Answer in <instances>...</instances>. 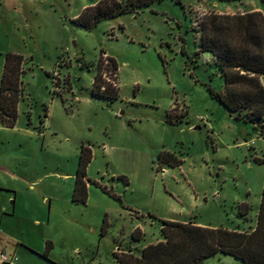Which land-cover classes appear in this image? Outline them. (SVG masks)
Instances as JSON below:
<instances>
[{
    "label": "rangeland",
    "instance_id": "374dc122",
    "mask_svg": "<svg viewBox=\"0 0 264 264\" xmlns=\"http://www.w3.org/2000/svg\"><path fill=\"white\" fill-rule=\"evenodd\" d=\"M101 1L0 0V92L7 56L23 57L17 119H0V247L18 264H120L118 253L163 241V221L254 231L264 129L211 96L225 77L201 29L208 14L264 4L153 0L76 22ZM102 55L118 65L116 100L93 95ZM83 148L86 201L75 193Z\"/></svg>",
    "mask_w": 264,
    "mask_h": 264
},
{
    "label": "trees",
    "instance_id": "16d2710c",
    "mask_svg": "<svg viewBox=\"0 0 264 264\" xmlns=\"http://www.w3.org/2000/svg\"><path fill=\"white\" fill-rule=\"evenodd\" d=\"M153 0H104L89 8L76 22L92 28L103 20L135 10L139 2ZM237 2L243 0H215ZM264 4V0H260ZM202 51L212 53L216 66L225 77L222 91L210 89L211 96L231 113H243L264 129V12L206 15L202 23ZM101 56L94 79L93 95L109 100L119 98L118 65ZM23 57L8 55L4 64L0 92V119L13 126L20 96L19 76ZM106 62V63H105ZM103 70L114 77L115 85L100 75ZM92 155L83 148L76 177V197L87 199V169ZM163 241L146 246L141 255L132 250L117 254L120 264H197L217 254L232 256L242 264H264V189L254 231L245 232L224 228H208L193 222H162ZM139 231V229L137 230ZM48 249V247H47Z\"/></svg>",
    "mask_w": 264,
    "mask_h": 264
},
{
    "label": "crops",
    "instance_id": "0c3cea01",
    "mask_svg": "<svg viewBox=\"0 0 264 264\" xmlns=\"http://www.w3.org/2000/svg\"><path fill=\"white\" fill-rule=\"evenodd\" d=\"M254 11H260V12H264V10L262 9V8H254V9H252V10H250V11H247L248 13L249 12H254ZM228 14V13H227ZM3 212H6V209L5 208H3ZM2 222H3V219H2ZM183 223H185V222H183ZM1 248V247H0ZM3 250H4V252L7 254V251H6V249L5 248H2ZM16 254H18L19 255V253H20V251L19 250H15L14 251ZM13 258H14V256H12ZM20 262V259H13V261H12V264H18Z\"/></svg>",
    "mask_w": 264,
    "mask_h": 264
},
{
    "label": "built area",
    "instance_id": "2783aa9c",
    "mask_svg": "<svg viewBox=\"0 0 264 264\" xmlns=\"http://www.w3.org/2000/svg\"><path fill=\"white\" fill-rule=\"evenodd\" d=\"M13 257H9L2 248H0V264H8L13 261Z\"/></svg>",
    "mask_w": 264,
    "mask_h": 264
}]
</instances>
